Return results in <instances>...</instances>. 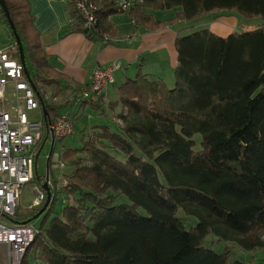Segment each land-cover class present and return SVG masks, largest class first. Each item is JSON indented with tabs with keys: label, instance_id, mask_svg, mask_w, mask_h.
Here are the masks:
<instances>
[{
	"label": "trees",
	"instance_id": "1",
	"mask_svg": "<svg viewBox=\"0 0 264 264\" xmlns=\"http://www.w3.org/2000/svg\"><path fill=\"white\" fill-rule=\"evenodd\" d=\"M93 2L90 25L66 2L71 31L91 41L115 36L110 16L121 11L113 0ZM4 3L34 68L32 81L65 88L62 74L51 70L29 0ZM145 8L173 9L175 16L156 22ZM219 11L261 23L226 36L208 28L177 35L171 87L138 70L120 83L109 106L102 95L78 102L105 115L121 107L117 129L107 117L82 129L79 146L61 150L67 166L59 182L47 183L50 202L21 264H254L232 261L230 246L264 249V0H140L127 13L152 30ZM1 18L8 24L0 8ZM36 91L48 119L66 106ZM32 181L44 184L36 165ZM43 191L38 205L20 210L17 204L10 220L32 223L46 201ZM120 195L128 202H119ZM178 210L196 224L186 228ZM209 235L225 241L221 251L206 246Z\"/></svg>",
	"mask_w": 264,
	"mask_h": 264
},
{
	"label": "crops",
	"instance_id": "2",
	"mask_svg": "<svg viewBox=\"0 0 264 264\" xmlns=\"http://www.w3.org/2000/svg\"><path fill=\"white\" fill-rule=\"evenodd\" d=\"M29 3L30 10L34 16V26L40 35V42L48 55L51 70L62 74V85L65 88L57 90V93H59L57 96H61V101L57 104H62L66 97L70 99L71 96L66 106L76 105L82 112V107H85L87 104L78 106L80 103L72 101V93L74 94L89 87L91 72L97 66H106L113 61L119 63V67L114 74L113 92L107 89L106 93L102 96L104 102L108 101V99L115 100L117 98V87L114 85L116 82L120 84L127 78H133L138 70L148 73L150 76L161 78L171 87L175 82L174 70L178 64L174 43L177 35L189 33L192 30L200 28H208L220 36H226L233 31L252 29V26H258L261 23L260 18L257 16L245 18L240 14H238L240 16H236L233 11H219L203 15L189 22L181 21L173 23L177 27L166 25L164 28L161 26L157 30L152 31L142 25L134 24L133 18L127 13L129 22L120 25L111 20L114 15L110 16V21L116 30V35L112 40L108 42L104 40L91 41L83 33L71 31L70 15L66 6V0H29ZM165 10L170 13L174 11L173 9ZM144 11L152 14L156 22L165 20L157 19L155 17L156 11L152 10V8H146ZM174 13L175 11L173 14H170L169 18L173 17ZM32 84L36 88L37 85L33 81ZM111 93L112 97L108 95ZM56 97L54 98L56 99ZM48 102L54 103L49 99ZM66 106L60 108L61 110L58 109L60 111L51 112V118L61 113L69 114L70 111H67ZM107 117L108 115L105 118ZM83 130L86 131V128ZM49 143L54 147L53 143L50 141ZM44 144L39 147L36 160ZM57 177L61 179L62 173L57 172ZM43 180L51 185L49 175L43 178ZM31 224L35 227L37 223L32 222ZM252 251L257 253L258 249ZM261 251H263L261 259H263L264 250ZM247 252L249 253L250 251ZM31 258L32 255H30ZM252 258L253 256L250 258L251 261L256 264ZM0 264H7L6 245L1 243ZM35 264L42 263L35 261Z\"/></svg>",
	"mask_w": 264,
	"mask_h": 264
},
{
	"label": "built area",
	"instance_id": "3",
	"mask_svg": "<svg viewBox=\"0 0 264 264\" xmlns=\"http://www.w3.org/2000/svg\"><path fill=\"white\" fill-rule=\"evenodd\" d=\"M75 11L85 25L96 22L93 0H73ZM111 1V0H107ZM140 0H113L119 11H129ZM119 67L117 61L97 66L91 72L89 92L74 96V103L90 98L92 93H105L114 82ZM40 111V119L30 120L27 112ZM43 115L40 96L26 77L15 42L0 44V243L6 245L7 264H21L27 247L35 237L31 223L18 224L10 220L20 200L22 188L33 180L39 145L46 140L54 145L63 137L75 133V125L68 113L57 114L51 119ZM55 161L63 162L55 156ZM48 183V182H47ZM38 205L44 196L36 185Z\"/></svg>",
	"mask_w": 264,
	"mask_h": 264
},
{
	"label": "rangeland",
	"instance_id": "4",
	"mask_svg": "<svg viewBox=\"0 0 264 264\" xmlns=\"http://www.w3.org/2000/svg\"><path fill=\"white\" fill-rule=\"evenodd\" d=\"M69 1L73 3V9H74V7H75L74 1L73 0H66V2H69ZM135 9H137V8H135ZM152 10L156 11L155 17L157 19H165V20H161V21H166L171 16L170 14H173V12H174V11H172V13H170L169 11H166L165 9L163 10V9H153L152 8ZM75 12L76 11L74 9V13ZM233 12H234V14H236V16L239 14L236 11H233ZM120 13H117L116 15H114L111 20L113 22L117 23L118 25L125 23V22H129V17H128L127 12L125 13L124 11H121ZM69 15H70V21H72L73 17L71 16L70 13H69ZM174 15H175V13H174ZM238 16H240V15H238ZM153 17L154 16L152 15V18ZM133 22H134V20H133ZM177 22L179 23L181 21L178 20ZM169 25H174V27H177L176 24H169ZM154 27L155 26H152V31L158 29V28H154ZM164 27H166V25H164L162 28H164ZM255 27H257V26H252L251 28H255ZM115 32H116V30H115ZM114 37L115 36H112L110 34H105V37L103 38V40L108 42V41L112 40V38H114ZM12 41H13V39H12L10 28H9L8 24L5 23L3 18H1L0 19V44L4 46V45H7L8 43H11ZM25 60L27 61V64L29 67L28 71H30L31 74H33L34 68H32V66H30L28 57L27 58L25 57ZM114 85H115V87H118L120 84L118 82H116ZM37 87L41 91V93L44 95V97L47 99V101H48V99L54 103H58L59 101H61L60 100L61 96L60 95L57 96L59 93H57L58 91H57V87L55 86V83L51 84V85L44 84V83L43 84L37 83ZM112 88H113V86L111 85L108 88V91L111 92ZM83 92H89V87L88 88L86 87V88H84V89H82L79 92H76L74 94L72 93V95H73L72 97H74V95L76 96L78 93H83ZM105 93H102V94L99 93V95L103 96ZM108 95L112 97V93L108 94ZM94 96H98V95H94ZM54 97H56V99ZM70 99H71V96H70ZM70 99H68L66 97L64 99L63 103L66 104L68 102V100H70ZM109 101L111 102V101H115V100L108 99V101H105V102L102 100V102H104V104L106 106H109L108 105V104H110ZM49 103H51V102H49ZM113 106H115V105H113ZM66 107H67L66 108L67 111H70L71 117L74 121L75 133L70 134L68 136H65L61 140L56 142V144L53 147V151H52V154L49 157V159H48V154H49V151L51 148V144L49 143L48 140L45 141V144L41 150V153L36 160V169H37V172L39 174V177H41V179L46 178L49 175L51 180H54V178L56 180H58L57 179L58 178L57 172L62 173L65 170L63 168L65 164L60 166L59 162L55 161V156L57 155V158L60 159L59 154L61 153V150L64 147L67 148V147L79 146L81 144L80 143V137L82 134V132H81L82 129H84V128L87 129V128L95 125V124L104 123L107 120V118H105L106 117L105 114H103V115L100 114V112L98 110L92 109L88 104L85 107H82L83 112L81 109L79 110V107H77L76 105H67ZM120 109H121V107L115 106L114 109L109 108L107 110L108 120L111 119V121H112L111 125H114L117 122L116 114L120 111ZM60 110H58V111H60ZM27 114H28V118L30 120H38L41 118L39 110H32V111L27 112ZM115 127L116 126L114 125V128ZM116 129H117V127H116ZM195 137L198 138V140L201 139L199 134H195ZM65 166H67V165H65ZM57 182H59V180ZM37 184H38L37 182L30 181V182L26 183L25 186L22 188L20 200L18 203L20 210L31 206L34 203V201L37 200L38 197H37L36 192H35V186ZM52 191H53V188H52ZM118 201L119 202H128V199L125 195H120L118 197ZM62 203H63V200L61 199V201L58 203V208L61 206ZM139 211L141 213H145L143 208H139ZM178 215H180L182 218L185 219V227L186 228H190L191 226L195 225L197 222L196 217L188 216L184 212H182L181 210H178ZM40 218H42V216L38 217V219H35L32 222H35V223L38 222L36 224L38 226L39 221H41ZM217 240L218 239L215 238L213 235H209L205 239V244L207 247L209 246V247L213 248V250H215V251H221L224 247L225 241H222V240L217 241ZM212 243H214V244H212ZM230 247H231V252H232V254H231V260L232 261L235 259H240L242 261H249V260H251L250 259L251 256H253L252 259L255 260L256 264H264V258L261 259L262 258L261 256L263 254V251H261V250H264V249L259 248L257 253H255L253 251H250L248 253L247 251L245 252L244 250H241L238 246L232 245ZM31 261H32V259H31Z\"/></svg>",
	"mask_w": 264,
	"mask_h": 264
},
{
	"label": "water",
	"instance_id": "5",
	"mask_svg": "<svg viewBox=\"0 0 264 264\" xmlns=\"http://www.w3.org/2000/svg\"><path fill=\"white\" fill-rule=\"evenodd\" d=\"M0 8L3 10V13L5 14L8 26H9L10 31H11V34L14 37V39L16 41V44L18 46L19 59H20L21 63L24 66L25 75L29 79V81L32 83V80L30 78L28 69L26 67L25 55H24V51H23V47H22L20 38H19V36H18V34L16 32V29L14 27V24H13L11 18H10V15L8 13V10L6 8L4 0H0ZM41 107H42L44 115L46 116V109L44 108L43 102H41ZM52 151H53V145L51 144V148H50V151H49V154H48V159L51 156ZM42 188L46 191V201H45L44 205L41 207V209L33 216L32 219L38 218L45 211V209L47 208V206H48V204L50 202L51 192H50L49 187L47 185V181L44 182V184L42 185Z\"/></svg>",
	"mask_w": 264,
	"mask_h": 264
},
{
	"label": "bare ground",
	"instance_id": "6",
	"mask_svg": "<svg viewBox=\"0 0 264 264\" xmlns=\"http://www.w3.org/2000/svg\"><path fill=\"white\" fill-rule=\"evenodd\" d=\"M13 42H15L16 43V41L15 40H13L11 43H13ZM92 95H96V94H94V93H92ZM40 103H41V98H40ZM43 115H44V113H43ZM45 115H44V119H45ZM59 162V161H58Z\"/></svg>",
	"mask_w": 264,
	"mask_h": 264
}]
</instances>
